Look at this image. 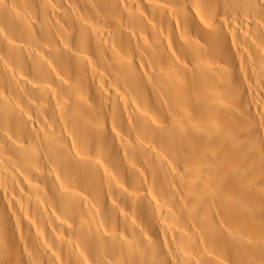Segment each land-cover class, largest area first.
<instances>
[{
	"label": "bare ground",
	"instance_id": "6f19581e",
	"mask_svg": "<svg viewBox=\"0 0 264 264\" xmlns=\"http://www.w3.org/2000/svg\"><path fill=\"white\" fill-rule=\"evenodd\" d=\"M0 264H264V0H0Z\"/></svg>",
	"mask_w": 264,
	"mask_h": 264
}]
</instances>
